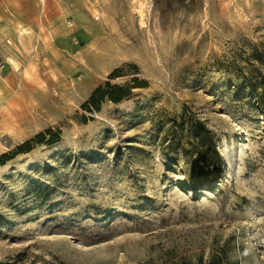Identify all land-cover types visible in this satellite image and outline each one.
I'll list each match as a JSON object with an SVG mask.
<instances>
[{
    "label": "rangeland",
    "instance_id": "1",
    "mask_svg": "<svg viewBox=\"0 0 264 264\" xmlns=\"http://www.w3.org/2000/svg\"><path fill=\"white\" fill-rule=\"evenodd\" d=\"M48 2L35 47L0 39V264H264V0ZM107 80L129 93L83 107Z\"/></svg>",
    "mask_w": 264,
    "mask_h": 264
},
{
    "label": "trees",
    "instance_id": "2",
    "mask_svg": "<svg viewBox=\"0 0 264 264\" xmlns=\"http://www.w3.org/2000/svg\"><path fill=\"white\" fill-rule=\"evenodd\" d=\"M117 72V69L111 76ZM135 84L134 86H139ZM260 90L257 92L258 105L264 115V82L259 84ZM130 91L129 86L111 84L108 80L103 84L98 85L93 89L88 99L83 102L82 106L89 108L90 106L98 109L102 100L108 99L113 102L120 101ZM51 133V129H46L44 132H38L32 139L25 140L19 144L16 151H27L29 143L32 140L41 142L44 133ZM179 141L183 139L181 151L184 155L192 158L194 173L192 175V183L195 184H211L220 178L222 173V160L220 152L217 148L213 132L203 123L191 121L185 133L181 132ZM3 154L1 157H4ZM219 253H212L207 258L198 255L193 262L187 260V264H223V256ZM223 255V254H222ZM59 264H64L59 262ZM168 264H182L178 261H171ZM186 264V263H185Z\"/></svg>",
    "mask_w": 264,
    "mask_h": 264
},
{
    "label": "crops",
    "instance_id": "3",
    "mask_svg": "<svg viewBox=\"0 0 264 264\" xmlns=\"http://www.w3.org/2000/svg\"><path fill=\"white\" fill-rule=\"evenodd\" d=\"M41 1L45 5L53 0H0V39L12 43V48L19 46L22 40L27 42L26 46L35 47L45 31L43 23H39L44 15V12L38 13V3ZM2 45L5 48L10 46Z\"/></svg>",
    "mask_w": 264,
    "mask_h": 264
}]
</instances>
